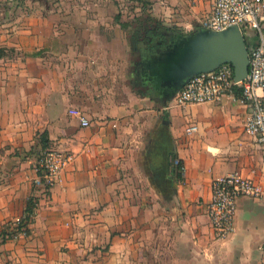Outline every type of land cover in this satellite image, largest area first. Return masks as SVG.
<instances>
[{
	"label": "crops",
	"instance_id": "obj_1",
	"mask_svg": "<svg viewBox=\"0 0 264 264\" xmlns=\"http://www.w3.org/2000/svg\"><path fill=\"white\" fill-rule=\"evenodd\" d=\"M2 1L0 48L15 55L0 58V230L24 215L31 194L37 205L28 235L0 240V264H264V194L237 199L235 231L223 242L205 211L216 177L239 172L264 187L262 152L244 132L248 109L235 92L178 106L148 89L144 63L165 47L156 43L141 57L138 80L132 52L127 89L98 31L101 18L63 40L36 7L24 14ZM213 1L151 0L150 11L164 27L189 32ZM244 34L253 44L254 30ZM44 131L46 149L75 157L49 189L33 185Z\"/></svg>",
	"mask_w": 264,
	"mask_h": 264
},
{
	"label": "built area",
	"instance_id": "obj_2",
	"mask_svg": "<svg viewBox=\"0 0 264 264\" xmlns=\"http://www.w3.org/2000/svg\"><path fill=\"white\" fill-rule=\"evenodd\" d=\"M264 0H214L212 10L201 27L212 31H221L230 26H238L243 32L245 28L254 30L256 39L248 45V73L241 81H234L232 67L221 64L209 72H202L191 77L185 85L172 97L175 105L218 102L234 93L237 88L240 94L237 100L248 109L244 123V132L252 136L262 152L264 165ZM69 114L78 118L82 126L89 121L77 108L69 110ZM196 126H191L195 131ZM69 152L46 149L37 159L36 177L33 182L38 187L52 188L58 181L62 170L74 161ZM178 165L179 161L174 160ZM180 170L183 169L179 165ZM40 172V174H38ZM211 197L205 205L213 230L214 241H225L235 231L234 217L239 197L259 198L264 194V187L254 179L233 172L212 179ZM17 222V221H16ZM12 222L7 232L14 227ZM24 230V228H23ZM24 231L17 232L14 237H25Z\"/></svg>",
	"mask_w": 264,
	"mask_h": 264
},
{
	"label": "water",
	"instance_id": "obj_3",
	"mask_svg": "<svg viewBox=\"0 0 264 264\" xmlns=\"http://www.w3.org/2000/svg\"><path fill=\"white\" fill-rule=\"evenodd\" d=\"M167 35L169 42L146 59L142 69L147 88L157 90L165 98H172L194 75L213 71L221 64L232 67L234 81L247 76L248 44L238 26L221 31L201 27L188 33L172 31Z\"/></svg>",
	"mask_w": 264,
	"mask_h": 264
},
{
	"label": "rangeland",
	"instance_id": "obj_4",
	"mask_svg": "<svg viewBox=\"0 0 264 264\" xmlns=\"http://www.w3.org/2000/svg\"><path fill=\"white\" fill-rule=\"evenodd\" d=\"M2 3L5 6L20 7L24 14L26 11L25 9L28 10L30 7L34 9L36 7L35 9L38 11L36 14L37 17H46L48 15L52 26L56 28L58 36L63 40H70L71 38L81 36L85 29L81 22L87 21L86 19L101 18L104 23L100 25L98 31L100 36L105 39L110 46L109 52H111L115 60L118 61V64H115V69L113 70L117 73V82L121 83V86L124 84L125 88L129 87L127 74L132 56L130 46L132 34L136 30H144V28L154 25V23L144 22L145 15H141L139 5L128 0H3ZM87 6H100V14H98L97 11H92L90 8L86 9ZM49 7L50 9L48 10ZM46 8L48 10L47 13L44 12ZM119 11L122 12L121 20L127 22L129 25L126 30L120 28L119 24L114 22L113 18V23L110 22L111 15H115ZM154 17L156 20H161L156 16ZM161 23L159 27L163 30L165 24H163L162 21ZM194 30H196V28L189 32ZM180 32L188 33L184 30ZM5 55L14 56L15 53L13 50L7 49ZM134 93L137 95L136 92ZM142 174V172L141 174L139 173V176ZM33 185L36 186L34 182ZM11 223L4 224V226L8 224L6 230L11 226Z\"/></svg>",
	"mask_w": 264,
	"mask_h": 264
},
{
	"label": "trees",
	"instance_id": "obj_5",
	"mask_svg": "<svg viewBox=\"0 0 264 264\" xmlns=\"http://www.w3.org/2000/svg\"><path fill=\"white\" fill-rule=\"evenodd\" d=\"M128 1H130L132 3H136L137 5H139L141 15H145L144 22L154 23V25H152V27L147 28L145 30L146 38H150L152 36H154L156 38H160V37H162L161 33L163 30H165V31H176V32L181 31V29H178L176 27H164L163 26V30L158 29L159 25L162 23H161V20H156L155 17L152 16V14H151V11H150L151 0H128ZM121 18H122V12L121 11L117 12L113 17L114 22L118 23L120 28L126 30L129 27V25L127 24V22H123L121 20ZM156 31H158V32H156ZM155 33H158V34H155ZM132 39H134V37ZM4 56H5L4 49L0 48V58H2ZM234 92L237 96L240 94V91L237 88L234 89ZM38 144L40 145V149L36 150V149L32 148L34 150V153L37 155L40 152L44 151L48 146V135H47L46 131H44L42 134L39 135ZM170 157L173 160H175L176 159L175 153H172L170 155ZM179 165L180 164L176 165V167H175L176 168V177H179V175L181 174L180 171L178 170ZM38 174H40V172ZM36 205H37V197L34 194H31L26 199L25 208H24V215L19 220H17V222L14 224V227L7 232L6 226L9 224L8 223L6 226H4L0 230V238H1L2 242L5 241L6 239L12 238L17 232H20V231H24L26 235L29 234L30 229L28 228V224L32 220V216H33V213L36 209ZM23 228H24V230H23Z\"/></svg>",
	"mask_w": 264,
	"mask_h": 264
},
{
	"label": "flooded vegetation",
	"instance_id": "obj_6",
	"mask_svg": "<svg viewBox=\"0 0 264 264\" xmlns=\"http://www.w3.org/2000/svg\"><path fill=\"white\" fill-rule=\"evenodd\" d=\"M146 29L147 28H144V30L134 31L132 34V38L134 37V39L130 41V46L133 52V56L134 58H136L131 68L133 73L135 74L134 76L135 80H138V71H139V67L141 66V57L148 54L151 48L152 49L153 47L155 48V45L153 43L159 44L160 46H165L170 40V37L169 38L167 37L164 30L161 33L164 38L163 37L162 39L160 38L161 40H156L157 38L154 36L150 38H146V34H145Z\"/></svg>",
	"mask_w": 264,
	"mask_h": 264
}]
</instances>
